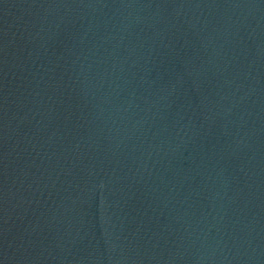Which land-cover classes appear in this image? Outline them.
<instances>
[{
    "label": "water",
    "instance_id": "water-1",
    "mask_svg": "<svg viewBox=\"0 0 264 264\" xmlns=\"http://www.w3.org/2000/svg\"><path fill=\"white\" fill-rule=\"evenodd\" d=\"M0 264H264V0H0Z\"/></svg>",
    "mask_w": 264,
    "mask_h": 264
}]
</instances>
